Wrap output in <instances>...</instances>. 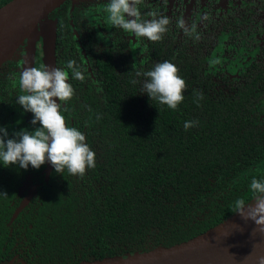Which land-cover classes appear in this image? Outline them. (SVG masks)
<instances>
[{
  "label": "trees",
  "instance_id": "1",
  "mask_svg": "<svg viewBox=\"0 0 264 264\" xmlns=\"http://www.w3.org/2000/svg\"><path fill=\"white\" fill-rule=\"evenodd\" d=\"M67 27L62 11L56 43L71 40ZM164 61L178 67L187 85L176 110L150 99L142 89L147 78L141 75L124 83L105 81L98 91L82 87V107L67 114L68 126L81 131L95 152L96 166L83 177L66 173L63 181L51 174L43 184L44 211L57 225L55 231L63 230L52 264L168 247L203 232L236 211L227 206L235 199L227 192L238 173L264 161V126L247 121L245 105L209 96L185 52L163 47L144 72ZM198 93L203 99L197 100ZM187 121L198 123L185 130ZM247 195L252 199L244 198L245 203L252 202V192Z\"/></svg>",
  "mask_w": 264,
  "mask_h": 264
},
{
  "label": "flooded vegetation",
  "instance_id": "2",
  "mask_svg": "<svg viewBox=\"0 0 264 264\" xmlns=\"http://www.w3.org/2000/svg\"><path fill=\"white\" fill-rule=\"evenodd\" d=\"M108 3L109 0H65L48 16L57 22L63 11L68 22L66 31L71 35L68 43L58 44L55 40L56 67L71 74L66 63L75 60L85 76L83 82L75 79L72 84L73 99L67 104L62 102L61 114L66 120L67 114L79 112V106L82 107V87L92 86L98 91L105 81L108 84L121 79L124 83L131 77L140 78L136 73L144 72L164 47L187 54L191 71L201 73V77H195L203 79L209 96L218 97L220 102L243 103L248 109L244 113L247 121L264 126V0H143L139 5L143 19L157 14L172 21L158 42L113 27L106 12ZM179 19L195 26L193 35H186L177 26ZM25 45L0 67V127L7 129L8 138H12L19 125L29 132L39 127V122L31 124L33 114L16 103L20 95L26 94L19 87ZM42 66L40 39L32 67ZM70 80L71 77L69 83ZM11 124L13 127H9ZM45 168L46 162L38 170L30 165L27 170L13 165L5 167L0 162V192L7 194L0 196V264L55 262L63 230L57 233L50 213H45L47 191L43 193L42 188L51 174L56 175V181L71 174L67 169L56 173L51 166L47 176ZM238 175L230 188L233 190L226 191L228 197L235 198L227 205L232 210L238 196L252 199L247 191H251L253 178L264 179V161L253 162ZM75 263L78 261L65 264Z\"/></svg>",
  "mask_w": 264,
  "mask_h": 264
},
{
  "label": "clouds",
  "instance_id": "3",
  "mask_svg": "<svg viewBox=\"0 0 264 264\" xmlns=\"http://www.w3.org/2000/svg\"><path fill=\"white\" fill-rule=\"evenodd\" d=\"M142 3L143 0H109L106 7L108 21L113 27L132 33L137 38L162 41L172 23L171 19L157 14H153L151 19H143L139 9ZM176 23L186 35H193L194 25H189L184 19H179ZM80 67L75 60L66 63V68L71 70V77L83 82L85 76L78 70ZM178 73L176 65L164 61L155 64L152 70L137 72L136 75L147 78L143 81L142 89L150 99L176 110L184 100L187 89L185 80ZM69 79V72L63 68L45 65L23 70L19 77V87L26 94L20 95L16 103L25 112L33 114L31 124L35 126L39 122V127H35L33 132H14L12 138H8L6 128L0 127V161L3 166L13 165L27 170L30 165L38 170L47 161L56 173L67 169L71 175L80 177H83L86 169L96 166V154L85 142V135L75 127H69L61 114L62 102L67 104L71 101L75 92ZM132 83L140 81L133 80ZM200 99H203V93L197 94V100ZM197 123L198 121H187L184 128L187 130ZM250 190L254 204H246L243 199H237L235 212L245 222H254L256 227L253 229V236L256 233L264 235V179L253 178ZM6 195L5 192H0V196ZM258 261L259 264H264V256L258 257Z\"/></svg>",
  "mask_w": 264,
  "mask_h": 264
},
{
  "label": "water",
  "instance_id": "4",
  "mask_svg": "<svg viewBox=\"0 0 264 264\" xmlns=\"http://www.w3.org/2000/svg\"><path fill=\"white\" fill-rule=\"evenodd\" d=\"M64 1L10 0L0 6V67L24 43L23 67H32L40 39L43 66L56 67V20L48 16ZM51 166L46 161L47 176ZM255 227L253 221L245 222L233 212L218 224L168 247H143L133 253L76 264H259L258 257L264 256V235L253 236Z\"/></svg>",
  "mask_w": 264,
  "mask_h": 264
}]
</instances>
